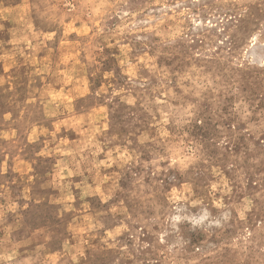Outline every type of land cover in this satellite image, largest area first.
Segmentation results:
<instances>
[{"label":"rangeland","instance_id":"obj_1","mask_svg":"<svg viewBox=\"0 0 264 264\" xmlns=\"http://www.w3.org/2000/svg\"><path fill=\"white\" fill-rule=\"evenodd\" d=\"M0 264H264V0H0Z\"/></svg>","mask_w":264,"mask_h":264}]
</instances>
